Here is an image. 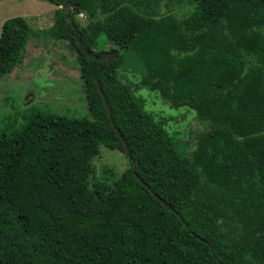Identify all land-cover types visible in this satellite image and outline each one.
<instances>
[{
    "label": "trees",
    "instance_id": "trees-1",
    "mask_svg": "<svg viewBox=\"0 0 264 264\" xmlns=\"http://www.w3.org/2000/svg\"><path fill=\"white\" fill-rule=\"evenodd\" d=\"M47 1L71 7L57 8L47 30L22 16L3 21L0 79L21 62L30 37L65 39L87 114L36 111L0 127V264H219L213 255L222 264H264V204L245 191L251 175L264 178L262 152L252 134L229 124L264 82V0H181L192 5L182 19L161 15L155 0ZM80 12L90 20L108 13L111 21L90 24V38ZM76 34L94 54H116L108 70L105 59L80 51ZM101 34L112 46L94 50ZM127 48L146 69L135 89L119 77ZM141 88L195 112L189 119L206 128L194 146L190 131H173L145 108ZM100 147L131 164L111 185L95 177Z\"/></svg>",
    "mask_w": 264,
    "mask_h": 264
},
{
    "label": "rangeland",
    "instance_id": "rangeland-1",
    "mask_svg": "<svg viewBox=\"0 0 264 264\" xmlns=\"http://www.w3.org/2000/svg\"><path fill=\"white\" fill-rule=\"evenodd\" d=\"M161 15L174 13L182 19L192 9V5H184L181 0H155ZM186 4V3H185ZM59 6L47 0H0V28L5 19L22 16L34 30H47L54 22L55 10ZM84 34L94 38L95 34L90 24H104L111 21L109 14L96 16L92 20L77 17ZM102 22H101V21ZM111 42L101 34L97 38L94 50L108 49ZM146 72L140 58L132 48L122 51V61L119 77L135 89L136 82ZM264 82H261L243 103L229 124L238 134L250 133L255 139V147L262 152L264 166V111H263ZM137 95L144 98V106L157 114L173 131H188L187 137L191 146L195 143V133L205 129L206 125L196 116L189 119L195 112L189 108L170 107L160 96L147 88L137 90ZM49 112L65 114L71 117L86 116V100L83 89V79L80 76L79 65L75 51L68 45L67 40L57 39L50 34L41 33L30 37L20 63L3 75L0 79V127L8 122H23L33 112ZM181 113V114H180ZM185 116V120L182 118ZM189 119V120H188ZM182 121V122H180ZM96 167L95 177L106 180L110 185L120 174L128 169V159L121 151L100 147L98 155L93 157ZM247 176L252 172L247 171ZM245 190L250 198L264 204V178L254 174L249 178Z\"/></svg>",
    "mask_w": 264,
    "mask_h": 264
},
{
    "label": "water",
    "instance_id": "water-1",
    "mask_svg": "<svg viewBox=\"0 0 264 264\" xmlns=\"http://www.w3.org/2000/svg\"><path fill=\"white\" fill-rule=\"evenodd\" d=\"M66 18H67L68 22L71 23V27L74 29V25H73V23L71 22L70 15H69L68 12L66 13ZM75 36H76V40H77L78 47H79L80 51H81L83 54H85V55H87L88 57H91V58H93V59H95V60L105 59V60H106V64H105V66L103 67V70H104V71L108 70V68L110 67L111 63L115 60V58H116V54H115L114 52H111V51H105L103 54H101V55L98 56V55L94 54L93 52H91L90 50H88V49L86 48V46L84 45L83 41L81 40V37H80L79 34H76ZM96 86H97V89H98V91H99V93H100V95H101V97H102V99H103V101H104V104H105V107H106V112H107V114H108V118H109V120H110V122H111V125L116 129V131L118 132L119 138H120L121 141L123 142V145H124L123 147H124L125 155L127 156V158H128L131 162H133V158H132L131 153H130V151H129V147H128L126 141L124 140L123 136L119 133V131H118L117 128L115 127V123H114V121L112 120L111 108H110L109 102H108V100H107V98H106V96H105V93H104V91H103V89H102V87H101V85H100V82H99V78H98V77L96 78ZM134 171H135V166L133 165V166H132V173L135 175L136 178H138V176L136 175V173H135ZM138 179H139V178H138ZM139 180L142 181L141 179H139ZM144 185H146V184L144 183ZM149 190H150L151 194H152V195H153V196H154L159 202H161V204H163L166 208H170L169 205L165 202V200H163L161 197H159V196H158L153 190H151V189H149ZM206 243L208 244V242H206ZM208 247H209L210 251L212 252V248H211V246H210L209 244H208ZM213 257H214V259L217 261V263L222 264V263L217 259V257H216L215 255H213Z\"/></svg>",
    "mask_w": 264,
    "mask_h": 264
},
{
    "label": "clouds",
    "instance_id": "clouds-1",
    "mask_svg": "<svg viewBox=\"0 0 264 264\" xmlns=\"http://www.w3.org/2000/svg\"><path fill=\"white\" fill-rule=\"evenodd\" d=\"M64 7H67L68 9L71 8V7H69V6L65 5V4H61V5H59V8H64ZM78 16H79V17H84V19H86V15H85V13H83V12L78 13V14L76 15V18H77Z\"/></svg>",
    "mask_w": 264,
    "mask_h": 264
}]
</instances>
